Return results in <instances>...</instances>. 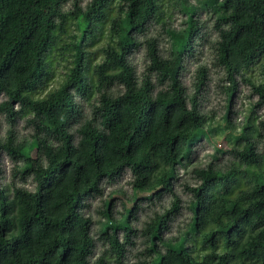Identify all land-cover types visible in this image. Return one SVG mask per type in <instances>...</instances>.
<instances>
[{"label": "trees", "instance_id": "16d2710c", "mask_svg": "<svg viewBox=\"0 0 264 264\" xmlns=\"http://www.w3.org/2000/svg\"><path fill=\"white\" fill-rule=\"evenodd\" d=\"M161 1L81 6L75 0L66 10L68 0H0V116L8 126L0 139V264H125L136 238L145 249L135 264H264V119L257 126L249 120L264 107V0H168L185 19L180 29L163 26L167 56L146 35L152 20L167 18ZM202 10L208 15L201 22ZM208 27L217 34L212 42ZM199 37L225 71L226 125L232 124L236 77L258 65L263 78L245 79L257 96L249 121L235 145L217 147L209 163L193 169L199 183L183 186L190 219L177 235L164 237L182 209L173 189L179 171L190 168L196 145L214 133L202 110L207 68H195L192 90L181 79ZM139 48L144 69L136 74L130 58ZM58 67L64 68L59 85L39 97ZM20 119L29 131L23 137L15 130ZM3 153L13 164L8 179ZM219 154L230 157L220 167ZM126 170L132 205L116 217L115 198L104 200L94 238L86 201ZM164 195L172 197L170 206L137 229L139 203ZM96 243L104 250L91 261Z\"/></svg>", "mask_w": 264, "mask_h": 264}, {"label": "rangeland", "instance_id": "374dc122", "mask_svg": "<svg viewBox=\"0 0 264 264\" xmlns=\"http://www.w3.org/2000/svg\"><path fill=\"white\" fill-rule=\"evenodd\" d=\"M75 0H68L65 5L66 10L72 8L73 2ZM90 0H79L81 6H85ZM191 3H196L197 0H190ZM161 10L163 11V17H167L165 20H152L150 23L147 36L155 37L158 41V47L161 53L164 56H167L170 49V42L166 33L163 31L164 24H171L176 29L183 27V21L185 16L179 12L174 11L173 5H171L168 0L161 1ZM116 13V12H114ZM172 15L171 19H168ZM208 15L207 11H200L197 14V19L201 22L206 19ZM211 27H208L207 33L210 37L211 42L216 39V32H211ZM207 37V36H206ZM107 37H103L93 49L96 51L101 48ZM194 55L193 57L184 58L183 70L181 73V79L183 83L192 90V81L194 76V70L197 66H205L207 68V84L205 90L201 94L202 99V110L210 118L212 129L214 128V133L209 138H204L200 143L195 147V155L187 171H179V179L174 183L173 189L175 193L181 199V211L174 217L173 221L169 223V230L163 232L164 237H171L178 234V229L183 227L190 219L191 212L187 209L186 204L190 199V194L186 192L183 188L185 183L188 185H196L199 182L194 176L193 169L203 166L211 161V155L214 154L216 148L221 145H235L237 132L243 128V124L249 120L252 121L254 126H257V120L264 119V107L255 110V113L251 115L249 120H246L245 117L248 110L251 107V104L256 103L257 96L252 93V89L249 83L245 79L251 80L254 83H259L262 81V75L260 74V69L258 65L253 66L251 69L245 72L242 77L237 76L236 81L238 85V90L236 92L234 103H233V113H232V124L226 125L222 122L221 117L225 112L226 106V96L222 93L220 85H228V82L225 83V71L219 65L216 64V53L212 46L202 45L201 37L195 39L194 41ZM144 56L145 51L143 48L136 50L131 58V64L133 65L136 74H140L144 69ZM98 61L102 60L101 55L98 57ZM64 68L58 67L55 71V78L51 81L39 97H44L46 92L55 88L59 85L60 81L63 78ZM77 103L82 107H86V104L82 102L80 97H76ZM0 139H4L7 134L8 126L6 125L5 119L3 116H0ZM25 123L23 119H20L16 127L17 135L20 137L26 136L29 131L24 128ZM250 132V131H249ZM252 136L253 131H251ZM30 148V147H28ZM32 156L35 155V150L32 151ZM228 154H219L218 158L215 160L217 166L225 165L228 161ZM2 168L5 172V178H9V172L13 164L6 154L1 155ZM5 179V180H6ZM132 180V175L130 170H126L114 183H102L101 196H95L94 198H89L86 202L90 205L89 209L85 210L86 215H90L93 219L94 225L92 228V236L97 237L99 228L103 223L104 218L98 213L99 210L103 209V201L109 198H115L112 211L114 216L119 217L124 210V205H132L131 202H127L128 198L132 196V186L130 181ZM33 183L28 184L29 188H33ZM116 191H121L119 194H115ZM172 202V197L169 195H164L160 200L153 199L152 201H142L139 203L138 209L133 219V224L137 229H140L142 224L155 213L162 212L164 209L170 206ZM120 238L122 239V233H120ZM135 245L128 247L125 254V264H135L137 260V254L143 253L145 245L142 243L141 238L135 239ZM104 248L100 243H96L94 249V255L91 257V261L95 260L101 253Z\"/></svg>", "mask_w": 264, "mask_h": 264}]
</instances>
